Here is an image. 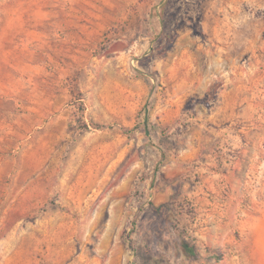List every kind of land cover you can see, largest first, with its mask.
Segmentation results:
<instances>
[{
	"label": "rangeland",
	"instance_id": "rangeland-1",
	"mask_svg": "<svg viewBox=\"0 0 264 264\" xmlns=\"http://www.w3.org/2000/svg\"><path fill=\"white\" fill-rule=\"evenodd\" d=\"M235 29L264 74V0H0V264H264L197 236L180 162Z\"/></svg>",
	"mask_w": 264,
	"mask_h": 264
},
{
	"label": "crops",
	"instance_id": "crops-1",
	"mask_svg": "<svg viewBox=\"0 0 264 264\" xmlns=\"http://www.w3.org/2000/svg\"><path fill=\"white\" fill-rule=\"evenodd\" d=\"M232 35L230 46L217 45L219 59L209 60L208 74L188 77L185 92L175 93L182 103L192 100L190 131L179 161L188 167L192 226L203 227L197 236L208 243L243 244L256 255L264 243V74L252 58L258 50L257 33L253 39L251 32L246 43L237 29ZM244 48L251 56L242 60ZM228 51L233 56L227 59ZM227 229L233 232L227 234Z\"/></svg>",
	"mask_w": 264,
	"mask_h": 264
},
{
	"label": "trees",
	"instance_id": "trees-1",
	"mask_svg": "<svg viewBox=\"0 0 264 264\" xmlns=\"http://www.w3.org/2000/svg\"><path fill=\"white\" fill-rule=\"evenodd\" d=\"M189 245H190V243H189ZM185 248H186V250L188 251H190V254H194V249H193V247L190 245V246H188V245H185Z\"/></svg>",
	"mask_w": 264,
	"mask_h": 264
}]
</instances>
